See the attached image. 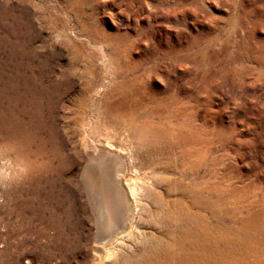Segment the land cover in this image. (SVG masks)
Masks as SVG:
<instances>
[{"label":"rangeland","instance_id":"rangeland-1","mask_svg":"<svg viewBox=\"0 0 264 264\" xmlns=\"http://www.w3.org/2000/svg\"><path fill=\"white\" fill-rule=\"evenodd\" d=\"M4 1L17 16L4 17L13 35L3 37L9 24L0 22V79L3 68L13 70L10 39L32 34L29 49L62 81L50 123L57 122L66 152L75 151L63 183L53 184L63 188L58 202L44 198L45 183H0V264L97 262L93 249L103 243L93 238L89 192L79 177L81 129L72 125L80 110L86 141L109 149L110 139L125 160L124 177L136 190L129 208L134 239L170 227L180 238L181 208L171 204L186 201L189 185L203 196L205 185L225 191L209 197L210 227L234 231L256 212L264 234V0ZM66 69L71 80L60 78ZM87 80L92 86L78 108L74 96ZM204 135L206 163L189 145L200 151ZM235 205L238 215L230 211ZM247 231L255 236L254 227ZM140 245L117 246L100 264H126L123 255Z\"/></svg>","mask_w":264,"mask_h":264},{"label":"bare ground","instance_id":"bare-ground-1","mask_svg":"<svg viewBox=\"0 0 264 264\" xmlns=\"http://www.w3.org/2000/svg\"><path fill=\"white\" fill-rule=\"evenodd\" d=\"M7 2L0 5V22L3 24H9L4 22V17L12 22L17 16L16 11L8 10ZM33 10L37 15L38 8ZM30 11L29 8H23L24 14ZM4 26L6 30L3 31V37L5 34L9 36L11 30L12 35L14 34L11 24ZM4 26L0 25V27ZM18 27L22 28L20 32L27 30L29 32V28L24 25H17L16 28ZM32 38L31 34L27 37L10 39L8 45L10 52L13 51L11 54L14 60L10 61L13 70L8 73L6 69H1L3 72L0 79V183H45L47 190L44 198L50 202H58L63 188L61 186L56 188L53 184L63 183L64 169L67 164L74 162L72 156L75 150L66 152L57 122L50 123L51 118L55 116L58 100L62 94L60 88L62 81L53 78L46 58L37 57V54L29 49ZM70 61L69 65L72 66L77 58H71ZM87 63L89 74L90 61ZM72 75V69H66L60 78L71 80ZM71 84V82L66 84L67 89ZM91 86L90 80L84 81L80 92L74 96L78 108L84 96L89 95ZM82 113L81 110L78 111L79 116L72 125L75 127L78 124L80 126L77 128L81 129L79 140L84 149L85 161L79 177L83 188L89 192L88 202L95 221L93 238L96 243H103L94 246L93 252L97 258L95 264H100L102 260L110 257L117 246H133L135 243L141 245L135 248L131 255H123V262L126 264H129L132 258L133 263L141 262V264L150 261L157 262L156 264L162 262L165 264H264V234L257 230L260 226L254 221L256 212L249 213L247 217L251 224L241 219L237 223V230L234 231H227L222 227L219 229L210 227L209 197L212 193L225 194V191L218 192L219 186L212 189L205 185L203 196L199 188L189 185V190H186V201L171 204L172 207L178 205L181 208L184 230L180 238L176 237V231L170 227L163 235L145 233L140 237L138 235L139 240L134 239L136 235H133L131 226L133 208L131 211L129 208L132 206L131 198L136 190L133 185L131 186L130 178L124 177L125 160L118 150H111L113 144L110 139H105L109 149L98 148L86 141L82 136L85 124ZM201 126L202 131L207 129L205 124ZM201 139L204 141L200 151L196 146L189 145L198 155L201 153L202 161L206 163L208 136H201ZM230 193L227 191V194ZM34 195L39 196L37 189L34 190ZM226 197L231 196L226 195ZM42 208L43 206H39V209ZM237 209L239 207L235 205L230 211L233 215H238ZM247 223L250 228H255V236L247 231L249 228ZM175 248L180 250L175 251ZM181 250L182 253H177Z\"/></svg>","mask_w":264,"mask_h":264}]
</instances>
